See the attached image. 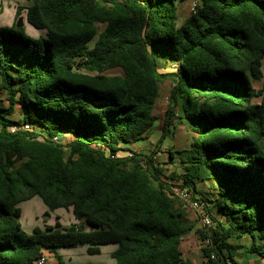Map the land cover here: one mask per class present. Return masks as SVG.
<instances>
[{
    "label": "trees",
    "instance_id": "16d2710c",
    "mask_svg": "<svg viewBox=\"0 0 264 264\" xmlns=\"http://www.w3.org/2000/svg\"><path fill=\"white\" fill-rule=\"evenodd\" d=\"M29 1L0 27V264H39L45 250L68 264L57 248L99 254L108 243L115 264H193L176 175L154 158L178 124L194 134L190 147L167 149L181 186L197 197L211 183L199 196L215 222L199 230L205 264H241L239 247L264 258V85H254L264 79V0H197L184 19L183 0ZM20 17L44 36L17 27ZM167 78L158 150L129 149L157 120ZM23 123L31 130L10 129ZM35 196L76 222L25 231L20 204ZM244 236L249 245L237 243Z\"/></svg>",
    "mask_w": 264,
    "mask_h": 264
},
{
    "label": "rangeland",
    "instance_id": "374dc122",
    "mask_svg": "<svg viewBox=\"0 0 264 264\" xmlns=\"http://www.w3.org/2000/svg\"><path fill=\"white\" fill-rule=\"evenodd\" d=\"M193 0H183L180 2L179 5V13L181 18H186L191 14V4ZM30 5L29 0H0V27L2 26H12L15 21L17 20L16 13L18 7H28ZM24 8V12L25 9ZM101 27V24H98ZM24 28L30 36L40 37L44 36L45 32L43 30H39L34 28L31 24H29L27 21L24 23ZM97 37L93 38L89 45L93 46L95 40ZM264 69V66H263ZM160 71L162 72H169L173 71L172 67L169 66L167 68H162ZM108 74H121L122 70L120 68L116 69H110L106 71ZM255 87L258 89L263 88L264 85V79L257 81L254 83ZM171 87V80L165 79L160 83V89H161V98L159 99V102L162 103L161 108L163 107L164 110L167 107V93L170 90ZM0 98L4 100V104H8V100L5 94H0ZM260 100V99H258ZM20 106H16V112L15 117H19V108ZM159 124V120L157 119L155 121V126ZM180 133L182 135V139H186L188 143L187 137L184 135L185 128L184 126H180L176 132ZM173 134L170 133L167 134L164 139V145L166 147H173L174 146V139ZM176 135H179L176 133ZM69 136L64 139L66 142H68ZM184 142V141H183ZM161 148V147H160ZM150 149V150H149ZM152 150H158L157 144H154L147 148H138V152L141 153H147L152 152ZM159 156H158V163L159 165L164 169L166 175L175 174L177 178V183L181 184L182 181L179 179L182 169L179 164V161L177 159H170V156L167 152V148H164V150L159 149ZM162 153V154H161ZM207 191L209 190L208 187ZM183 206V203L181 204ZM181 206V207H182ZM21 207V216H20V222L22 224V227L27 232H32L35 227H41L44 229L46 226H54L57 227V223L60 224V228H64L66 226H69L76 222V218L73 214V211L71 208H57V209H50L48 208L42 201V199L38 196H35L29 200L23 201L20 204ZM185 210L187 219L190 220V222L195 223L196 225V235H192V239H195L193 244L190 245L188 243V239L185 237L182 249L185 254V257H192V259H195V262L198 263V257H199V251L202 247V241L200 238V229L202 228V224L200 221V218L198 214L195 212V210L187 208L185 206L182 207ZM248 244V242H245ZM114 245H117L116 243H108L100 245V253L99 254H89L87 252L88 245H73L70 247H62L57 248L56 252L59 253V255L67 256L72 255L73 256V264H115V259L111 256L112 249L114 248ZM48 250H45V254H47ZM251 255V254H250ZM54 256V255H52ZM236 258H238V255H235ZM248 255L241 254V258H243L242 261H250V259L246 258ZM253 256V255H252ZM52 259V258H51ZM45 263L51 264L47 261V258L45 260Z\"/></svg>",
    "mask_w": 264,
    "mask_h": 264
},
{
    "label": "crops",
    "instance_id": "0c3cea01",
    "mask_svg": "<svg viewBox=\"0 0 264 264\" xmlns=\"http://www.w3.org/2000/svg\"><path fill=\"white\" fill-rule=\"evenodd\" d=\"M25 22H26V19H24V23ZM169 93H170V90L168 91L166 98L169 96ZM160 98H161V89H160V96H159V98H158V100H157V102H156V104L154 106V113L157 115V119L159 120V124L157 126H155V123H154L152 129L149 131V133L147 135V138L142 139V140H139V141L134 142L132 144H126L125 146L126 147H129V149H132L134 151H137L138 148L143 149V148H146V146L148 148V147H150V146H152L154 144H157L158 141L160 140V138L162 137V133H163V130H164V124H165V112H166V109L168 107V100L166 101L167 102L166 103L167 104V107L164 110L159 111L160 109H163V107L161 108L162 103L159 102V99ZM15 112L13 114V118L18 119V118H20L22 116L21 108L19 109V113H20L19 117H17V118L15 117ZM180 126H184V128H185L184 135H185V137H187L188 143H187V141H186L185 138L181 140L182 135L180 133H178V131L176 132V130H178V128ZM176 133L179 134V135H176ZM67 136H69V139H67L69 141L70 140V135L69 134H64L63 135V139H66ZM173 136H174L173 137V139H174V146L173 147H166L164 145V143H163V147H165L167 149L168 148H174V149H184V148H188V147H190V144H191V142H192V140L194 138V134L185 125H183V124H178L177 125ZM149 154H151V152H149ZM170 159H171V157H170ZM175 179L177 181V178H175ZM176 181H174V182H176ZM210 184H211L210 182H206V183L200 182V183H198L199 194H197L198 195L197 197L202 196L203 194H208L210 192V189H209V185ZM206 187H208V189H209L208 191H207V188ZM186 220H187V222L190 225L193 226L192 230L185 236L188 239V243H190L189 246H191V244H193V242L195 241V239H192L191 240L192 235H196L197 229H196L195 223L190 222V220L187 219V217H186ZM185 237L183 238V240L181 242V250H182V252H183L182 244H183V241H184ZM246 241L248 242V244L245 243ZM237 243L239 245H242V246L243 245H249V243H250V237L244 236V237L238 239ZM116 248H117V245H114V248L112 249V252ZM200 250H201V248H200ZM244 253H245V255H248L246 258L250 259L249 262L248 261H246V262L245 261H242L243 258H241V254H244ZM52 255H54V256H52ZM183 255L185 257L184 252H183ZM233 255H234V259L238 263H241V264H264V258L259 257V256L255 255V254L246 252L242 247H239L236 251H234L233 252ZM235 255H238V258H236ZM61 256H62V258L64 259L65 262H67L68 264H73L74 261H73V256L72 255H69L68 254L67 256H64V255H61ZM45 257L47 258V261L50 262L51 264H57L58 263L57 262V259H56L55 252L47 251V254H45ZM185 258L191 260L193 264H205L202 250L199 251V257L197 258L199 260L198 263H196L195 262V259H192V257H185Z\"/></svg>",
    "mask_w": 264,
    "mask_h": 264
},
{
    "label": "built area",
    "instance_id": "2783aa9c",
    "mask_svg": "<svg viewBox=\"0 0 264 264\" xmlns=\"http://www.w3.org/2000/svg\"><path fill=\"white\" fill-rule=\"evenodd\" d=\"M197 0H193L192 4H191V12H195L196 10V6H197ZM173 70H176L178 65L177 63H174L171 65ZM168 100V97H167ZM10 129L12 131H17V130H31V125L28 123H23L21 125H17V124H13L10 126ZM54 140L59 141V137H54ZM66 141L63 140V143H65ZM165 147H161L160 150H164ZM132 155V154H130ZM159 153L156 154V156L154 157L156 160L158 159ZM173 195L178 197L182 203L183 206L193 209L197 212L201 224H202V228L205 232H209L211 229H213V227H215V222L213 221V219L211 218V216L209 215V213L207 212L206 208H205V204L202 201L201 198L193 196L191 191L189 190L188 187H184L181 186V184H175V186H173ZM203 245L204 246H211V239L210 237H206L203 241ZM212 256H214V254H212ZM46 258L42 257L38 263L39 264H43L45 263Z\"/></svg>",
    "mask_w": 264,
    "mask_h": 264
},
{
    "label": "water",
    "instance_id": "95a60500",
    "mask_svg": "<svg viewBox=\"0 0 264 264\" xmlns=\"http://www.w3.org/2000/svg\"><path fill=\"white\" fill-rule=\"evenodd\" d=\"M24 25V18L20 17L17 22V27H22Z\"/></svg>",
    "mask_w": 264,
    "mask_h": 264
}]
</instances>
